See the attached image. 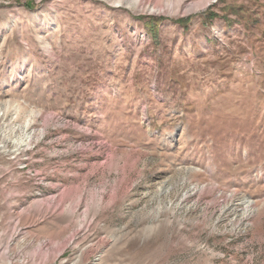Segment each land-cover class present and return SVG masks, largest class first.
I'll use <instances>...</instances> for the list:
<instances>
[{
  "label": "rangeland",
  "instance_id": "obj_1",
  "mask_svg": "<svg viewBox=\"0 0 264 264\" xmlns=\"http://www.w3.org/2000/svg\"><path fill=\"white\" fill-rule=\"evenodd\" d=\"M0 264H264V0H0Z\"/></svg>",
  "mask_w": 264,
  "mask_h": 264
}]
</instances>
